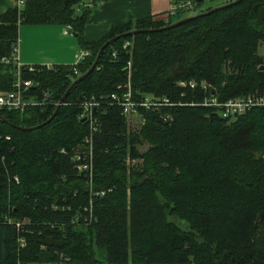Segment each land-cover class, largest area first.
<instances>
[{
    "label": "trees",
    "instance_id": "1",
    "mask_svg": "<svg viewBox=\"0 0 264 264\" xmlns=\"http://www.w3.org/2000/svg\"><path fill=\"white\" fill-rule=\"evenodd\" d=\"M205 1H191L195 14L214 7L201 9ZM80 3L25 0L22 9L13 4L0 16L2 90L15 79V64L2 59L12 56L23 24L65 25L89 53L77 74L73 65L22 69L33 81L28 96L42 104L0 113V264H264V227L259 232L256 223L264 224V106L227 123L216 107L200 104L211 89L219 102L264 96V63L255 51L264 39V0L116 40L50 122L24 130L51 116L107 40L173 22L143 18L86 42L90 8ZM191 79L217 87L177 85ZM126 82L135 101L167 96L174 104L139 107L144 123L127 132L113 98L127 91ZM91 96L99 103L94 129L79 117ZM144 141L149 147L141 152ZM135 159L140 162L130 166ZM8 212L19 221L4 218ZM24 216L31 222H22ZM172 216L188 221L191 232L179 230Z\"/></svg>",
    "mask_w": 264,
    "mask_h": 264
},
{
    "label": "crops",
    "instance_id": "2",
    "mask_svg": "<svg viewBox=\"0 0 264 264\" xmlns=\"http://www.w3.org/2000/svg\"><path fill=\"white\" fill-rule=\"evenodd\" d=\"M192 0H81V6L90 8V21L83 29L86 42L104 38L113 25L135 22L143 18L164 21L173 4ZM14 0H0V16ZM181 13V12H180ZM65 25L23 24L18 31L19 60L23 65H73L80 52L77 37ZM72 31V30H71Z\"/></svg>",
    "mask_w": 264,
    "mask_h": 264
},
{
    "label": "built area",
    "instance_id": "3",
    "mask_svg": "<svg viewBox=\"0 0 264 264\" xmlns=\"http://www.w3.org/2000/svg\"><path fill=\"white\" fill-rule=\"evenodd\" d=\"M25 4V0H14V5L20 10L23 8ZM193 7V3L191 1L180 2L177 4H173L169 9V15H176L186 9H191ZM131 43L129 41H124L122 44L123 49H128ZM89 53L86 50H80L77 61L73 64V72L74 74L78 73L77 68L75 67L85 56ZM113 56H116V51L114 50L112 53ZM5 63L12 62L15 64L14 71V81L12 88L10 90H2L0 89V113L3 110H17L24 111L27 106L30 105H40V103L35 101L32 96H28L27 92L33 85V81L31 79H24L22 77V69H25L27 72H36L40 70L37 66L34 65H23L19 60V47L18 43L13 48V54L11 57L2 59ZM46 68H50V66L44 65ZM43 67V66H42ZM177 85L180 87H189L190 89L200 88L204 91H207L208 88H211L210 85L205 84L204 82H197L194 79L186 81H179ZM210 96L204 98L203 102L200 104L204 106H211L217 108V113L222 118H234L237 115H241L245 113L246 110L255 106H264V96L257 95L256 93H248L242 96L234 97L227 99L224 102H219L217 97L214 94L213 89ZM44 96H48V93L45 92ZM113 98L116 99V102L121 106V113L128 118V116H132L135 114H139V107H144L146 109H157L162 105H172L174 103L171 102L169 97H156L152 95H148L143 97L140 101H135L132 98L131 90L129 83L127 85V91L122 94L120 98H117L113 95ZM44 99V97H43ZM99 103L96 101L94 96H91L88 99H85L82 106V111L79 115L80 118H85L88 120L90 124V128L94 129L93 123L96 121L93 112L96 110V107ZM168 117V116H167ZM77 158H79L77 156ZM18 225V224H17ZM24 244V241L21 240V245Z\"/></svg>",
    "mask_w": 264,
    "mask_h": 264
},
{
    "label": "rangeland",
    "instance_id": "4",
    "mask_svg": "<svg viewBox=\"0 0 264 264\" xmlns=\"http://www.w3.org/2000/svg\"><path fill=\"white\" fill-rule=\"evenodd\" d=\"M226 0H206L204 3H202L201 5V9H207L209 7H213V6H218L220 4H222L223 2H225ZM197 8L196 9H186L184 11H182L181 13H178L176 15H174L172 17V21L176 22L179 19L188 17V16H192L197 12ZM255 51L257 53L258 56H260L262 58V61L264 63V39H258L257 40V45L255 48ZM37 72H42V70H37ZM128 80V79H127ZM205 84L212 86H216V82L214 81H210V84L206 81H202ZM126 85H128V82H126ZM217 87V86H216ZM236 119L235 118H231L230 120L227 121V123H232L234 122ZM144 123V120L142 118V116L140 114H135L132 116H128L126 124H127V132H135V131H139L140 127L142 126V124ZM149 147L147 142H142L141 144L138 145V149L141 152L146 151V149ZM140 162L139 160L135 159L133 161L130 162V166L131 165H135L136 163ZM4 218H7L8 220L14 222V221H19L18 219H15L14 217H12L11 215H9V212L6 213L4 215ZM170 221H172L174 223V225L181 231H190L191 232V228H190V224L188 223V221H186L184 218H180L177 216H172L169 218ZM22 222H31L30 218L27 216H24L21 219ZM256 223L258 224L259 227V232H262V228L264 227V224L260 221V219L258 218L256 220ZM198 239V238H196ZM169 264H173V263H169Z\"/></svg>",
    "mask_w": 264,
    "mask_h": 264
},
{
    "label": "water",
    "instance_id": "5",
    "mask_svg": "<svg viewBox=\"0 0 264 264\" xmlns=\"http://www.w3.org/2000/svg\"><path fill=\"white\" fill-rule=\"evenodd\" d=\"M197 2H201V1H204V0H196ZM242 0H233L231 2H228L226 4H222V5H219V6H214L213 8L205 11V12H201L199 14H194L192 16H188V17H185V18H182V19H179L177 20L176 22H172V23H169V24H166L160 28H155V29H134V30H130L128 32H125V33H121V34H118L112 38H110L109 40H107L102 46L101 48L99 49L98 53H97V56L94 60V62L92 63V65L90 66V68L84 72L83 74L79 75L71 84L70 86L67 88V90L64 92V94L62 95V97L60 98V100L58 101V104L54 110V112L51 114V116L46 120L44 121L43 123L39 124V125H36V126H33V127H24L23 129L24 130H34V129H38L40 128L42 125H45L47 124L48 122H50L54 117L55 115L57 114V112L59 111V108L60 106L64 103L66 97L68 96V94L70 93V90L73 88V86L80 82L81 80H83L86 76H88L90 74V72L95 68V66L97 65L98 61H99V57L101 55V53L103 52V50L110 44H112L113 42H115L116 40L118 39H121V38H125L127 36H132L134 34H137V33H146V32H158V31H164V30H168V29H172V28H175L183 23H186L192 19H195L199 16H203V15H208V14H211L215 11H218L219 9H222V8H225V7H228L230 5H234V4H237L239 2H241ZM68 32H72L71 29L68 30ZM72 34L74 36H76V33L75 32H72ZM261 69L264 70V65L261 66ZM1 120L5 121V118H3L2 116L0 117ZM83 120H85V118H83Z\"/></svg>",
    "mask_w": 264,
    "mask_h": 264
}]
</instances>
